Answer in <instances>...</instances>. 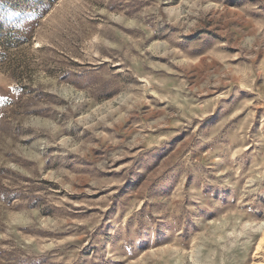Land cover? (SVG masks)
<instances>
[{
    "label": "rangeland",
    "instance_id": "1",
    "mask_svg": "<svg viewBox=\"0 0 264 264\" xmlns=\"http://www.w3.org/2000/svg\"><path fill=\"white\" fill-rule=\"evenodd\" d=\"M0 264H264V0H0Z\"/></svg>",
    "mask_w": 264,
    "mask_h": 264
}]
</instances>
